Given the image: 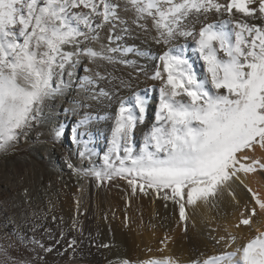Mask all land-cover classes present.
Segmentation results:
<instances>
[{
    "label": "snow or ice",
    "instance_id": "obj_1",
    "mask_svg": "<svg viewBox=\"0 0 264 264\" xmlns=\"http://www.w3.org/2000/svg\"><path fill=\"white\" fill-rule=\"evenodd\" d=\"M138 34L151 35L153 43L163 46L162 53L126 43ZM189 51L200 61V71ZM130 54L159 61L150 77L160 81L156 123L143 147L137 150L133 138L148 110L150 89L136 93L130 107L120 103L102 167L78 169L68 162V168L81 179H94L97 187L125 181L129 205L131 198L141 196L159 199L165 207L171 202L181 221L189 219V206L200 202L215 207L226 193L239 204L236 189L241 188L250 200L241 206L234 227L251 229L253 218L264 216V196L245 183L250 175H264V155H257L264 154V0H0V151L43 124L49 102L63 96L73 81L80 97L73 101V112L90 107L88 101L108 98L100 84L117 77L107 66L144 70L138 60L125 59ZM81 66L85 74L78 78ZM120 86L131 84L121 79ZM91 119L85 114L79 120L73 129L75 143L84 140ZM64 134L58 126L54 140ZM79 155L91 161L98 154L85 143ZM79 204L77 200V213L84 215ZM38 226L33 225V232ZM68 230L74 235L61 230L57 237L45 228L55 244L46 245L35 236L29 243L43 253L67 252L73 261L89 259L93 248L111 247L86 235L75 217ZM256 233L236 252L192 264H264V231L256 228ZM4 239L9 243L0 244V264L43 260L41 251L31 260L13 257L16 244ZM235 239L230 236L231 242ZM167 240L161 241V252ZM61 241L64 245L57 247ZM118 264L179 261L161 256L125 258Z\"/></svg>",
    "mask_w": 264,
    "mask_h": 264
},
{
    "label": "bare ground",
    "instance_id": "obj_2",
    "mask_svg": "<svg viewBox=\"0 0 264 264\" xmlns=\"http://www.w3.org/2000/svg\"><path fill=\"white\" fill-rule=\"evenodd\" d=\"M236 15L240 14L237 13ZM212 19L214 20L215 16H213ZM255 23H259V21ZM152 34L154 35V33ZM126 43L128 45H135L142 50L150 48L151 52L156 55L161 54L164 50L163 46L152 42L151 35L144 36L143 34H138L136 37L129 39ZM188 55L191 60L195 61V67L200 71V61L197 60L195 53L189 51ZM125 59L138 60L139 64L144 66V70L141 72L133 66L121 64L107 66V70L110 71L113 76L117 77L115 80L105 81L100 84L101 87L105 88V90L110 93L108 98H101L98 101H88L90 107L83 109L78 108L73 112L71 110L73 101L74 99L80 98L77 95V85L76 87L66 90L63 96L57 97L48 104V117L44 125L50 127V131H54L58 126H62L65 135L71 139V147L73 150L77 148L79 153L84 151L86 143L88 149L94 150L95 153L98 154L94 155L92 160L86 163L88 168L92 166L100 168L103 166L102 156L110 147L111 132L114 128L115 118L118 116L121 102L130 107L134 103V95L136 93L142 95L144 89H150L148 110L145 114L143 123L137 125L134 133L133 144L137 150L143 147L144 137L156 123L155 114L158 110V88L160 86V81L152 80L150 77L153 75L159 61L149 60L144 57H136L132 54L125 57ZM84 63H87V61H84ZM104 70L105 69L101 67L100 71L102 73ZM84 74L83 66H81V68L77 70L76 75L78 78H82ZM121 79L129 81L131 87L125 88L120 86ZM85 114L90 115L92 119L87 126V135L84 137V140L78 144L73 141V129L77 127L79 120L82 119ZM257 155L264 154L257 152ZM60 162L63 171L61 174L59 173V176L45 180L41 179V177L35 181L34 185L30 184L27 187L18 189L10 186L13 188L12 190L10 189V192L13 194L12 196H14L13 199L11 198L13 202L9 200L10 197L8 199L12 202L9 203L11 204L10 206H6V204L3 205L6 202L3 204L0 202V244L7 245L9 240L4 239V237H10L11 242L16 244V248L11 251L13 257L31 260L35 257L36 251H41L39 249L34 250V246L29 243V239L33 236L42 240L46 245L55 244V241L48 239L45 228L51 229L52 234L57 237H59L61 230H67V236L69 237L74 235L72 231L68 230V226L75 217L83 223L86 235L91 233L98 242L108 243L111 247L101 248L99 251L93 248L89 259L76 261L70 259L69 253L67 252L61 256L57 255L55 251L53 253H43L41 251L43 260L40 264H109V261H112L113 264H118L119 260L125 258L131 260H145L149 257L161 256H172L179 261V264H191L194 260L200 259V249H205L203 246H206V242L200 240L196 235H188V241H185L184 236L181 237L180 241H182L185 248H179L178 250L183 251L180 252L181 254L175 255L174 251L176 249L169 243H167L163 252L160 251V249L165 246L163 244L159 247L157 246V240L160 236V231L157 228H152L150 231L133 232L121 224L115 223L112 220V216L111 219H109L107 209L106 212L100 215L97 211L99 206H103L100 198L102 192L99 193L98 187L93 182L89 184L87 179H81L80 177L74 179L73 175L70 173L71 169L67 166L68 161L65 162L61 159ZM34 168L37 170L38 167ZM245 183H247L253 191H259L261 195L264 196V175L260 173L250 175ZM81 186L83 187V191L80 190ZM10 187L7 186L4 190H9L8 188ZM2 193L3 190L0 187V197ZM7 193L10 194L9 192ZM236 199L239 201V204L233 200L232 196L226 193L215 208L210 209L205 206L203 207L201 204L199 207L200 209L198 208L201 213L200 220L203 221L205 226L208 223L216 227L220 226L225 233H230L231 236L236 237L235 242L223 244L222 247L226 249H223L220 245V247L216 245V248L221 251L220 254L227 251L236 252L238 248H241V245H245L249 239L257 234L256 228H259L260 231H264V216L253 218L254 224L251 229L247 227L239 229L234 227L238 222L240 212L243 211L241 206L249 202L250 194L244 189L237 188ZM77 200L80 201V212L84 213V215H79L77 213ZM107 200H109V198ZM105 205L106 204H104V207ZM39 210L43 211L44 216L42 215V217H39V215L34 213H37ZM30 211L34 212L29 213ZM53 217L57 218L55 222L52 219ZM61 217L63 218V224L61 227H58V225H61ZM33 225H39L35 232H33ZM223 236L226 237V234ZM227 237V239H230L229 236ZM219 238L220 237H218V239ZM224 241H226V239L223 240V242ZM64 243L65 241H61V244L57 245V247H62ZM187 244L190 245V247L186 246ZM210 257H212L211 254Z\"/></svg>",
    "mask_w": 264,
    "mask_h": 264
},
{
    "label": "rangeland",
    "instance_id": "obj_3",
    "mask_svg": "<svg viewBox=\"0 0 264 264\" xmlns=\"http://www.w3.org/2000/svg\"><path fill=\"white\" fill-rule=\"evenodd\" d=\"M76 86V81H73V87ZM70 140L71 139L64 134V136L61 137L59 141H55L54 131H50V127L44 125L43 123L36 129H33L26 138H21V140L11 149L7 151H0V187L3 190V193L1 194L2 198L0 197V202H2V204L6 202L3 204H6V206L11 205L9 203L13 202L12 199L14 197L12 196V192H10L13 189L12 187L17 189L21 187H27L30 184L34 185L35 181L41 177V179L45 180L59 176V173L61 174L63 171L60 166L61 159H63L65 162H71L78 169H88V165H86V163L89 160L86 158H81L77 148L74 150L72 149V142ZM34 167H38L37 170ZM70 173L73 175L74 179L80 177L72 169ZM87 180L89 184L92 182L95 184L94 179L87 178ZM7 186L12 187L8 188L9 190H4L7 188ZM98 189L99 193L102 192L100 198L102 200L103 206H99L97 211L100 215L103 212H106L107 209V215H109V219H111L112 216V220L115 223L121 224L133 232L150 231L152 228H157L160 231V236L157 240V246L159 247L162 245L161 241L167 237V243L171 244L176 249L174 251L175 255L181 254L180 252L183 251L178 250L179 248H185L182 241H180L181 237L183 236L185 241H188V235H196L200 238V240L206 242V246H203L205 249H200V254L202 257L200 256V259L198 258L199 260L210 258V254L211 256L220 255L221 251L216 248V245L217 247H222L223 244H228V242L229 244L231 243V241H229L230 239H227V236H231L230 233H225V231L221 229L220 226L216 227L209 223L205 226L203 221L200 220L201 213L199 207L202 205L203 207L205 206L211 209L215 208L213 206H206L200 202H198L195 206H189L186 209V214L188 215L189 219L187 221H181L179 219L178 208L175 207L171 202H168L167 207H165V202L159 199L141 196L139 198H131V203L129 205L127 185L123 180H113L110 183H105L103 186L98 187ZM106 196L110 201L107 200L108 198ZM104 204H106L105 207ZM33 212L30 211L29 213ZM34 213L39 215V217H42L44 214L42 210ZM185 224H187L186 231L184 230ZM222 234H226V237ZM221 235L224 238L222 240ZM218 237L220 238L218 239ZM225 239L226 241L223 242ZM186 246L190 247L188 244ZM243 246L244 245H241V248Z\"/></svg>",
    "mask_w": 264,
    "mask_h": 264
}]
</instances>
